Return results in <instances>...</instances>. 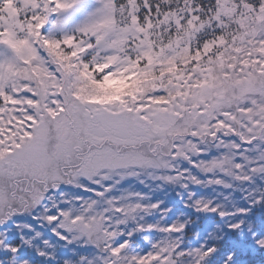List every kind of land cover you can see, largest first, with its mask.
<instances>
[{
  "label": "snow or ice",
  "instance_id": "obj_1",
  "mask_svg": "<svg viewBox=\"0 0 264 264\" xmlns=\"http://www.w3.org/2000/svg\"><path fill=\"white\" fill-rule=\"evenodd\" d=\"M0 264H264V0H0Z\"/></svg>",
  "mask_w": 264,
  "mask_h": 264
}]
</instances>
